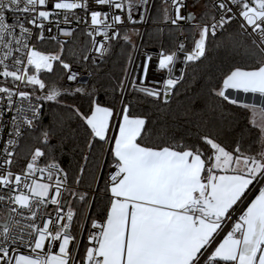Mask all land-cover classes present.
Here are the masks:
<instances>
[{
    "label": "snow or ice",
    "instance_id": "obj_1",
    "mask_svg": "<svg viewBox=\"0 0 264 264\" xmlns=\"http://www.w3.org/2000/svg\"><path fill=\"white\" fill-rule=\"evenodd\" d=\"M162 4L154 19L153 0H0V264H264V0ZM149 20L175 42L155 56L133 40ZM225 33L253 63L230 68L209 94L251 113V127L230 140L151 141L133 109L167 105L184 79L179 54L200 62ZM80 34L89 46L69 61ZM121 42L131 52L120 75L94 82ZM60 113L82 139L75 174L57 155L63 122L49 117ZM98 199L107 203L93 214Z\"/></svg>",
    "mask_w": 264,
    "mask_h": 264
},
{
    "label": "trees",
    "instance_id": "obj_2",
    "mask_svg": "<svg viewBox=\"0 0 264 264\" xmlns=\"http://www.w3.org/2000/svg\"><path fill=\"white\" fill-rule=\"evenodd\" d=\"M163 7L162 0H157L152 14L154 19H158V13ZM148 31L144 46L149 49H159L161 43L166 46H174L168 43L167 30L163 40L155 36L157 25ZM231 31V30H229ZM189 39L192 42V35L189 31ZM41 48L53 51L56 45L45 43L40 45ZM88 39L83 34L77 36L74 42L66 46L65 57L73 60V50H87ZM131 49L121 42L117 44L111 56L103 62L98 76L94 82L109 85L118 77L122 65L125 64L126 58ZM253 61L245 54L243 49L233 48L230 44L228 33L220 36L213 41L206 54L200 62L191 63L188 66L183 82L178 86L167 105H155L147 102H140L139 106L133 111L136 114L148 117V127L150 129L151 141H156L159 135L167 132L169 135L193 137L199 133H209L218 136L222 140H230L240 135L241 129L247 124L251 127V113H247L248 120L243 115L237 116L234 106H221L219 101L209 94V88L215 86L221 81V78L230 68L236 66L251 67ZM91 71V69H90ZM95 75V74H94ZM89 79H93L90 77ZM136 101L133 100V104ZM57 119L63 122L64 137L62 142V152L57 155L61 157L64 166L70 167L72 174L78 162L82 151L81 135L77 132V122L70 119L68 114L60 113L58 117H49V120ZM239 119V123L236 121ZM48 121H46L47 123ZM256 133L257 129H252ZM250 139H255V136ZM27 141L22 143L21 157L26 151ZM258 147V145H254ZM87 174L84 179V187H88ZM107 201L98 199L93 205V214L99 212Z\"/></svg>",
    "mask_w": 264,
    "mask_h": 264
},
{
    "label": "built area",
    "instance_id": "obj_3",
    "mask_svg": "<svg viewBox=\"0 0 264 264\" xmlns=\"http://www.w3.org/2000/svg\"><path fill=\"white\" fill-rule=\"evenodd\" d=\"M156 1L157 0H153L154 5L156 4ZM188 2H189V4H191L192 3V0H188ZM154 8L152 10V14H153ZM190 10L196 12L197 15H199L200 9H190ZM137 27H139V30H140L141 35L139 37L133 36V40H134L135 43H137L138 46H141L140 47V52L143 53L145 51H148V52H151L155 56L157 54V52L160 50L161 47L159 49H149V48H146L144 46V43H145V40H146V37H147V33L153 27L152 20H149V22L146 23V24H144V25H138ZM185 27L187 28V24L185 25ZM53 44H55V43L53 42ZM186 46L187 47H191L192 46V42L189 39V34H188V39L186 41ZM190 64H191V62L186 63L184 61L183 53H180L179 54V58H178L177 63H176L175 73L174 74L175 75H182L185 78V75H186L188 66ZM156 76H157V78H159L160 73L157 72L156 73ZM150 79H151V76H150ZM183 80H182V82H183ZM171 97H172V95H171ZM94 202L95 201L92 202V208H93ZM49 211H51V209H49Z\"/></svg>",
    "mask_w": 264,
    "mask_h": 264
},
{
    "label": "crops",
    "instance_id": "obj_4",
    "mask_svg": "<svg viewBox=\"0 0 264 264\" xmlns=\"http://www.w3.org/2000/svg\"><path fill=\"white\" fill-rule=\"evenodd\" d=\"M234 95H239V96H241V98H243V99H249V98H250V94H249L248 96H245V95L242 94V93H234Z\"/></svg>",
    "mask_w": 264,
    "mask_h": 264
}]
</instances>
